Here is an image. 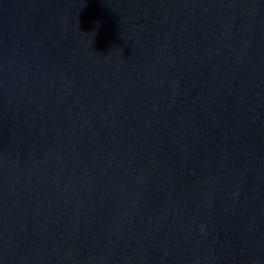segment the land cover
Listing matches in <instances>:
<instances>
[{
  "label": "water",
  "instance_id": "95a60500",
  "mask_svg": "<svg viewBox=\"0 0 264 264\" xmlns=\"http://www.w3.org/2000/svg\"><path fill=\"white\" fill-rule=\"evenodd\" d=\"M0 264H264V0H0Z\"/></svg>",
  "mask_w": 264,
  "mask_h": 264
}]
</instances>
